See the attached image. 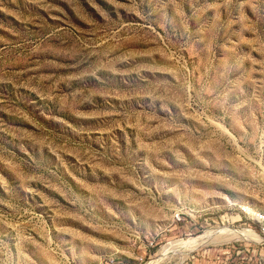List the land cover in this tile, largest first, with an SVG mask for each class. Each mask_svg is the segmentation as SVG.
Masks as SVG:
<instances>
[{"label":"rangeland","instance_id":"obj_1","mask_svg":"<svg viewBox=\"0 0 264 264\" xmlns=\"http://www.w3.org/2000/svg\"><path fill=\"white\" fill-rule=\"evenodd\" d=\"M254 211L264 0H0V264H264Z\"/></svg>","mask_w":264,"mask_h":264},{"label":"bare ground","instance_id":"obj_2","mask_svg":"<svg viewBox=\"0 0 264 264\" xmlns=\"http://www.w3.org/2000/svg\"><path fill=\"white\" fill-rule=\"evenodd\" d=\"M220 234H224V235L225 234L238 235V236H240V237H242L244 239H247V238H249V239H259L258 235L256 236L255 233H253V232H251L250 230H247V229L222 228V229H218V230H209V231L203 233L202 235L194 237L193 239L185 242L186 243L185 247H183V249H179V250H181L183 254H186L189 251H191L192 249L197 248V247H199V246L211 241L216 235H220ZM215 241H217V240H215ZM182 244H184V242ZM169 252H170V250H168L167 248H162L160 253H159V255L157 257H155L152 261L148 262L147 264H156V263H158V261L161 258H163L165 255H167Z\"/></svg>","mask_w":264,"mask_h":264},{"label":"built area","instance_id":"obj_3","mask_svg":"<svg viewBox=\"0 0 264 264\" xmlns=\"http://www.w3.org/2000/svg\"><path fill=\"white\" fill-rule=\"evenodd\" d=\"M177 220H180L179 214H177ZM252 221L256 224L257 228L255 229L256 233H259L261 236H264V211H254L252 214Z\"/></svg>","mask_w":264,"mask_h":264}]
</instances>
